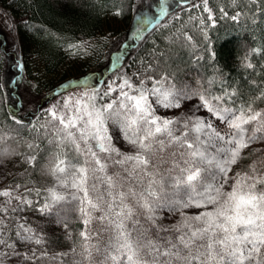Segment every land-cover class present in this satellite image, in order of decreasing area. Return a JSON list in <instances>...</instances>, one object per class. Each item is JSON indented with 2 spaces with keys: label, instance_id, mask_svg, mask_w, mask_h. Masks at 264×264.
<instances>
[{
  "label": "snow or ice",
  "instance_id": "obj_1",
  "mask_svg": "<svg viewBox=\"0 0 264 264\" xmlns=\"http://www.w3.org/2000/svg\"><path fill=\"white\" fill-rule=\"evenodd\" d=\"M204 3V10L210 11L207 0ZM149 93L165 108L180 107L178 90L174 86L165 89L156 82L150 90L138 89L137 95L121 91L124 100L118 108L114 107L116 101L97 107L94 96L86 95L76 100L70 115L51 113L62 125L59 144L71 145L75 155L72 159L56 155L46 169L61 188L70 191L65 195L50 189L51 202L41 211L52 213L53 205L74 202L76 207L71 210L83 217L85 226L80 232L85 241L84 258L90 260L95 253L102 257V264H264V159L250 163L248 171L228 175L246 158L245 150L264 137V109L253 107L255 100H264V91L236 109L217 107L198 94L207 111L227 123L231 130L227 135L199 118L191 127L186 121L176 134L172 126L179 121L156 116ZM182 98L191 99L187 90ZM109 122L136 149L134 154L122 153L112 144ZM6 139L0 137V144ZM13 155L20 153L0 147V163ZM36 159L32 155L23 162L34 165ZM111 167L120 171L110 174ZM225 185L230 190H225ZM0 195L11 193L3 191ZM188 208L203 211L187 215L182 210ZM69 210L61 208L57 214ZM162 210L179 211L181 220L159 225L157 212ZM141 217L148 227L141 223ZM93 222L99 225L97 230L89 227ZM20 228L25 233H16L21 241L33 240L30 229L24 225ZM109 232L103 246L90 243ZM35 243L42 240L36 238ZM5 244L0 239V245ZM4 255L0 253V257Z\"/></svg>",
  "mask_w": 264,
  "mask_h": 264
},
{
  "label": "trees",
  "instance_id": "obj_2",
  "mask_svg": "<svg viewBox=\"0 0 264 264\" xmlns=\"http://www.w3.org/2000/svg\"><path fill=\"white\" fill-rule=\"evenodd\" d=\"M135 1L0 0V6L14 20L20 66L30 88L52 95L71 88L72 79L76 84L83 77L106 76L109 59L105 50L109 43L105 35L100 38L106 25L104 15L114 13L120 26L115 33L119 36L130 24ZM188 3L165 13L142 36L131 40L118 54L122 66L116 75L132 84L134 92L145 79L168 80L194 86L199 94L222 105H247L264 91V0H207L210 11L204 10V0ZM94 41L97 44L93 48ZM88 49L90 54L85 51ZM79 54L87 60L75 61L73 57ZM3 65L0 49V137L18 135L27 144L19 156L10 159L0 178V192L11 193L0 195V239L6 241L0 245V253H5L0 260L3 264H92L84 258L85 241L80 232L85 226L83 217L71 210L76 206L62 202L53 205L52 213L41 211L48 188L39 168L56 129L41 114L18 110L3 85ZM105 84L98 86L96 103L108 96L102 90ZM214 97L223 99L217 101ZM253 107L264 109V100H255ZM29 144L36 147L29 148ZM24 154L35 155V164L23 162ZM244 155L246 158L232 167L231 176L248 171L250 163L264 159V137L254 141ZM21 204L28 207L24 214L17 211ZM61 208L70 210L57 214ZM171 213L177 219L179 212ZM180 219L179 214L177 221ZM160 224L176 222L172 217V221ZM20 225L31 230L33 240L21 241L16 236L18 231L25 235ZM36 238L42 243L36 244Z\"/></svg>",
  "mask_w": 264,
  "mask_h": 264
},
{
  "label": "rangeland",
  "instance_id": "obj_3",
  "mask_svg": "<svg viewBox=\"0 0 264 264\" xmlns=\"http://www.w3.org/2000/svg\"><path fill=\"white\" fill-rule=\"evenodd\" d=\"M196 1L197 0H136L130 24L126 26V30L119 36H117V34L115 33L117 27L120 26L114 13L105 14V30L100 38L105 35V40L107 43H109V49L105 50V56L107 59H109V61L107 62L106 76L105 74L101 76L97 74V77H83L81 78L80 82L76 84L73 82L74 79H72L70 80L72 82L71 88L67 89L65 92L59 91L52 95L45 94L47 93L45 91L44 94H39L34 92L30 88L29 83L27 82L28 79L23 74L20 66L18 39L14 26V20L10 13L5 8L0 6V49L4 55V65L2 72L3 85L20 112H36V114H41L42 118L45 117L46 120L52 121L55 126L54 128L56 129L53 131L54 136L50 139V141H48L46 152H44V156L39 168L40 174L45 178V182L47 183L48 188V198L46 197L47 199L45 203L51 202V194L49 191L50 189H55L58 193L65 195H67L68 191H70L61 188L57 183L56 178L51 176L50 174H47L46 169L51 167L52 163H54V157L56 155H59L62 159H72L75 155L71 149V145H69L68 147H64L63 145L59 144L58 136L62 135L60 131L62 125L59 124L58 120L53 119L51 113L55 111L58 116L70 115L71 113L69 109L74 108L76 100L85 97L86 95L94 96V103L97 107H103L108 103L116 101L117 103L114 105V107L118 108L119 102L121 100H124V98L120 96L121 91L127 92L129 95H137L138 89L150 90L153 88L156 82H161L165 89H171L174 86V88L178 90L177 98L179 99L180 107L165 108L163 107L162 103H157V97L151 95L150 93L148 97L149 102L151 103L152 108L154 109V114L156 116H159L162 119L179 121L178 124H174L172 126L174 130H177L176 134H179V131L182 130V126L186 121L189 122V127H191V122L195 121L197 118L202 119L207 123H211L213 127H215L216 130L221 134H230L231 130L228 128L227 123L220 121L217 117L209 113L203 106L202 102L199 99L198 89H196L194 86L186 85V83L177 85L168 80L154 81L145 79L139 84V87L134 92L133 90L135 89V87L132 84L131 87H128L130 83L123 79L122 76L116 75L117 72H120V67L122 66V63L120 62L121 59L118 58V54H120L122 50L127 48L126 46L131 40L135 39L138 36H142L153 23L160 20L161 16L163 17L165 13L171 12V10L176 6H179V4H189L188 2ZM96 44L97 42L94 41L91 44V47L94 48ZM85 51H89L88 54L92 52L91 49ZM73 58L78 62H84L87 60L83 59L81 54ZM101 82L106 83L105 88L102 90L103 92H106V95L108 96L105 101L96 103L95 96L98 90V86L101 84ZM185 90H187V94L191 96V99L182 98ZM211 102L217 107L236 109L234 107L222 105L221 103H216L214 101ZM66 103L69 104L68 108L65 107ZM108 127L109 134L112 136V144L122 153L134 154L136 149L123 138L120 129L114 126L111 122H109ZM192 135L195 134L193 133ZM26 144L27 141L24 138L18 135H10L6 140L3 141L2 144H0V147H6L10 150L20 152L24 150V146H26ZM81 146L83 147L82 142ZM209 152L211 154L212 150L209 149ZM13 156L5 158L3 162L0 163V178L6 171V167ZM28 156L31 155L24 154L23 160ZM116 158L118 159L119 157ZM114 171H120V169L118 167L109 168L110 174ZM228 175L229 177H231V172H229ZM231 182L232 181L229 180V184H231ZM225 190H230L228 188V185H225ZM72 204L75 205L74 202ZM21 205L22 206H20L17 211L20 214H24L28 211V207H26L27 205ZM182 211L187 215H193L196 212L203 211V209L188 208L183 209ZM179 214L180 212L176 214L177 219L179 217ZM157 216L159 217L157 221L159 225H161L160 222H166V220L167 222L172 221V217L173 221L176 223L181 220L180 219L177 221V219L174 218L173 214L167 210L158 211ZM141 223L144 224L145 227L149 226L148 222L145 221L143 217H141ZM89 227L93 230H97L99 228V225L93 222V224ZM110 235L111 232L104 234L99 241H97L96 238H93L90 243L95 244L99 242L101 246H103V243L107 241ZM90 262L92 264H102V257L94 253L93 257L90 259Z\"/></svg>",
  "mask_w": 264,
  "mask_h": 264
}]
</instances>
